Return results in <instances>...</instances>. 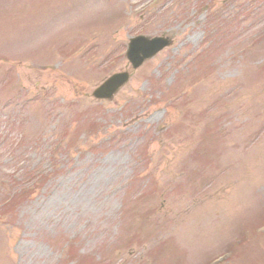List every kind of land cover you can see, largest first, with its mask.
<instances>
[{
  "label": "rangeland",
  "instance_id": "1",
  "mask_svg": "<svg viewBox=\"0 0 264 264\" xmlns=\"http://www.w3.org/2000/svg\"><path fill=\"white\" fill-rule=\"evenodd\" d=\"M12 195L0 264H264V0H0Z\"/></svg>",
  "mask_w": 264,
  "mask_h": 264
},
{
  "label": "water",
  "instance_id": "2",
  "mask_svg": "<svg viewBox=\"0 0 264 264\" xmlns=\"http://www.w3.org/2000/svg\"><path fill=\"white\" fill-rule=\"evenodd\" d=\"M165 45H167V41L161 38H153L151 40L142 36L131 38L127 46L126 57L132 67L135 68L143 59L152 56ZM126 78L127 76L124 73L112 75L96 88L92 94L95 97H109Z\"/></svg>",
  "mask_w": 264,
  "mask_h": 264
}]
</instances>
